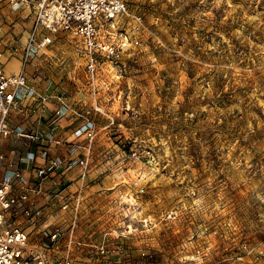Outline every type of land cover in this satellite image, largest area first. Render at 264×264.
<instances>
[{
  "label": "rangeland",
  "instance_id": "374dc122",
  "mask_svg": "<svg viewBox=\"0 0 264 264\" xmlns=\"http://www.w3.org/2000/svg\"><path fill=\"white\" fill-rule=\"evenodd\" d=\"M125 1L126 46L95 87L65 35L26 67L36 92L64 90L96 132L84 176L56 175L68 204L46 196L45 224L73 227L80 258L117 242L112 264H136L145 251L154 264H264V0ZM0 10L5 62L19 66L33 18ZM30 98L13 114L24 124ZM57 106L47 98L41 118L54 136L81 124L71 112L55 117Z\"/></svg>",
  "mask_w": 264,
  "mask_h": 264
},
{
  "label": "built area",
  "instance_id": "2783aa9c",
  "mask_svg": "<svg viewBox=\"0 0 264 264\" xmlns=\"http://www.w3.org/2000/svg\"><path fill=\"white\" fill-rule=\"evenodd\" d=\"M2 2L13 8L27 10L33 21L21 47L17 72H7L4 68L5 45L0 34V264H112L111 255L119 247L117 242L107 244L101 240L93 245V254L80 258L71 254L75 243L73 227L65 229L58 222L45 224L44 197H58L62 210L68 204V198L61 194L62 188H58L60 182L55 181L56 175L61 176L77 167L83 177L89 168L96 135L93 120L71 108L61 96L55 97L58 106L53 115L62 117L71 112L81 118V124L72 131L76 140L59 139L49 132L41 136L37 127L29 133H23L16 126H11L9 119L27 106L23 103L27 97H34L36 101L34 106L27 109L32 113L35 125L44 116L45 100L50 95L35 91L28 79L26 67L33 64L41 54L39 51L49 46L56 36L65 35L75 40L87 81L90 86H96L94 83L102 65L106 61L117 63L126 46L127 37L117 26V19L126 12V1L0 0ZM4 24V14L0 10V32ZM11 135L44 142L30 157L18 155L13 161H5L1 143ZM54 146L66 147L70 156H54ZM131 155L135 156V151H131ZM36 157L40 159L37 163ZM26 163L33 164L27 175L24 174ZM55 187L58 190L51 193ZM42 236L45 241H41ZM62 238L64 250L51 260ZM154 263L153 253L145 251L140 253L136 264Z\"/></svg>",
  "mask_w": 264,
  "mask_h": 264
},
{
  "label": "crops",
  "instance_id": "0c3cea01",
  "mask_svg": "<svg viewBox=\"0 0 264 264\" xmlns=\"http://www.w3.org/2000/svg\"><path fill=\"white\" fill-rule=\"evenodd\" d=\"M4 68L8 72H15L18 69V62L16 60L6 61L4 63ZM31 84L33 85V87L36 86V89H37V85H38L37 83L36 84L31 83ZM52 85H54V84L52 83ZM44 88L45 87L43 86V84H41L39 86V89L41 90V92L44 91ZM59 95H63L62 99L66 103L69 102V101H67L68 98L65 96L66 95L65 91L64 90L59 91L58 88H55V90L53 91V94L50 96V98L55 99V97H58ZM30 100H31V98L27 97L24 101L25 104L29 105ZM9 120H10L11 126H16L23 133H29L34 127H37V131L41 136L45 135V133H47L46 131H48V129H47L48 127H47L46 122H43L42 120H40V123L37 124L38 126L35 125V123L33 122V118L31 120V123H29V124L22 123L14 115H11ZM78 123H80V122H77V124L75 126H73V128H70V129L67 127H66V129H59V128L54 129L55 137H57L59 139H64L67 141L76 140L72 135V130L76 126H78ZM19 138H15L14 135H11V136L2 140L1 151H2V154L4 156L5 161H13L18 157V155H27L30 157L31 154H35L37 152V150L39 149V145L43 144V142H44L41 139L37 140V141H32V140H29V139L23 138V137H19ZM52 154L54 156H57V157L70 156L67 148L63 147V146H54L53 150H52ZM38 161H40V159L38 157H36L35 163H37ZM32 165L33 164H31V163H26V165H24V174L25 175H27L29 173ZM79 175L80 174H79L78 168L73 167V168L69 169L68 172L65 173L64 180L70 181L72 178L77 179L79 177ZM72 184L73 183H71L70 185H72ZM45 198L46 197H44L43 201L47 202V201H45Z\"/></svg>",
  "mask_w": 264,
  "mask_h": 264
},
{
  "label": "bare ground",
  "instance_id": "6f19581e",
  "mask_svg": "<svg viewBox=\"0 0 264 264\" xmlns=\"http://www.w3.org/2000/svg\"><path fill=\"white\" fill-rule=\"evenodd\" d=\"M24 12H25L26 15L28 14V11L27 10H25Z\"/></svg>",
  "mask_w": 264,
  "mask_h": 264
}]
</instances>
